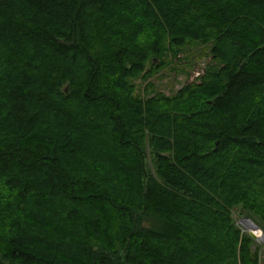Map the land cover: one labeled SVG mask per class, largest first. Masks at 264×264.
I'll return each mask as SVG.
<instances>
[{
  "label": "trees",
  "instance_id": "16d2710c",
  "mask_svg": "<svg viewBox=\"0 0 264 264\" xmlns=\"http://www.w3.org/2000/svg\"><path fill=\"white\" fill-rule=\"evenodd\" d=\"M238 211L264 225V0H0V264H260Z\"/></svg>",
  "mask_w": 264,
  "mask_h": 264
},
{
  "label": "rangeland",
  "instance_id": "374dc122",
  "mask_svg": "<svg viewBox=\"0 0 264 264\" xmlns=\"http://www.w3.org/2000/svg\"><path fill=\"white\" fill-rule=\"evenodd\" d=\"M188 53L185 57L179 61H174L171 65L163 66L158 71L154 72L153 76H144L136 80L135 94L142 97H150L152 95H163L166 97H172L179 92L187 84L197 82L199 76L211 63V58L207 54L205 47L197 46L188 48ZM235 221L238 227L244 232L248 233V230L244 227V221H250L259 228L261 236L264 240V225L260 219L255 215L248 212L235 213ZM247 228L251 226L249 223H245ZM256 235L260 237L258 234ZM253 249L258 251L261 258L260 264H264V243L262 245L254 241Z\"/></svg>",
  "mask_w": 264,
  "mask_h": 264
},
{
  "label": "water",
  "instance_id": "95a60500",
  "mask_svg": "<svg viewBox=\"0 0 264 264\" xmlns=\"http://www.w3.org/2000/svg\"><path fill=\"white\" fill-rule=\"evenodd\" d=\"M245 223H249V224H251L252 229L247 228V227L245 226ZM243 225H244V227L248 230V234L250 235V237H251L254 241H256V242H257L258 244H260V245H262V244L264 243V240H263L262 236H261V237H258V236L256 235V233H257L258 231H260L259 228H258L257 226H255V225H254L253 223H251L250 221H244Z\"/></svg>",
  "mask_w": 264,
  "mask_h": 264
},
{
  "label": "bare ground",
  "instance_id": "6f19581e",
  "mask_svg": "<svg viewBox=\"0 0 264 264\" xmlns=\"http://www.w3.org/2000/svg\"><path fill=\"white\" fill-rule=\"evenodd\" d=\"M251 226V224H249ZM249 229H252V226L249 228ZM260 237H261V233H257Z\"/></svg>",
  "mask_w": 264,
  "mask_h": 264
}]
</instances>
